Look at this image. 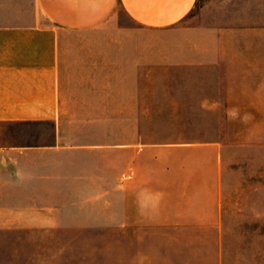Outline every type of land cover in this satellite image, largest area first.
<instances>
[{"label":"crops","instance_id":"0c3cea01","mask_svg":"<svg viewBox=\"0 0 264 264\" xmlns=\"http://www.w3.org/2000/svg\"><path fill=\"white\" fill-rule=\"evenodd\" d=\"M245 2L264 10V0ZM196 3L0 0V241L21 264H223L214 142L156 149L182 158L165 160L148 181H127L121 171L111 216L103 210L110 185L89 181L84 166L104 144H74L63 132V113L110 111L111 80L133 81L127 100L118 96V102L140 110L136 81L143 68L150 78L158 74L154 69H165L159 73L166 79L214 78L187 70L215 66L221 58L219 40L203 38L220 28L182 26ZM175 68L186 70L168 71Z\"/></svg>","mask_w":264,"mask_h":264},{"label":"rangeland","instance_id":"374dc122","mask_svg":"<svg viewBox=\"0 0 264 264\" xmlns=\"http://www.w3.org/2000/svg\"><path fill=\"white\" fill-rule=\"evenodd\" d=\"M245 3V0H197L182 24L221 29L203 37L219 40L218 63L205 69H187L201 70L214 78L166 79L159 73L165 69H154L158 74L150 78V70L143 68L142 79L136 81L140 110L133 111L132 105L118 102V96L127 100L133 81L111 80L110 111L63 113L64 136L73 138L74 144H104L99 156L84 166L92 173L89 181L110 185V205L103 210L111 216H116L114 186L121 171H126L127 181L133 176L137 182L148 181L156 169L165 165V160L174 162L182 158L175 152L167 156L164 152L156 154V149L189 140L214 142L220 155L223 264H264V30H261L264 10L248 9ZM120 17L123 26L130 25ZM109 36L119 38L113 32ZM141 38L153 37L143 34ZM231 107H238L241 114L251 113L253 119L247 124L230 122L225 109ZM84 120L93 122L77 127ZM158 156L163 160L156 159ZM89 242L103 246L116 241ZM8 246L6 241H0V264H21V257L10 255Z\"/></svg>","mask_w":264,"mask_h":264},{"label":"clouds","instance_id":"9594fccd","mask_svg":"<svg viewBox=\"0 0 264 264\" xmlns=\"http://www.w3.org/2000/svg\"><path fill=\"white\" fill-rule=\"evenodd\" d=\"M225 115L230 122L239 121L241 124H247L251 119H253L251 113H243L241 114L240 109L238 107H231L225 109Z\"/></svg>","mask_w":264,"mask_h":264}]
</instances>
